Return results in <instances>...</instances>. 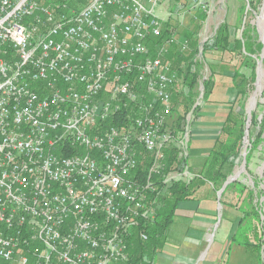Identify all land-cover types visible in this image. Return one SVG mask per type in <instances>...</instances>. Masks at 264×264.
I'll use <instances>...</instances> for the list:
<instances>
[{"label":"built area","instance_id":"obj_1","mask_svg":"<svg viewBox=\"0 0 264 264\" xmlns=\"http://www.w3.org/2000/svg\"><path fill=\"white\" fill-rule=\"evenodd\" d=\"M167 1L0 0V264H134L174 185L202 178L168 127L167 57L191 47L173 19L206 5Z\"/></svg>","mask_w":264,"mask_h":264},{"label":"rangeland","instance_id":"obj_2","mask_svg":"<svg viewBox=\"0 0 264 264\" xmlns=\"http://www.w3.org/2000/svg\"><path fill=\"white\" fill-rule=\"evenodd\" d=\"M201 1L206 5L207 19L201 20L199 14L202 11L198 8L189 13H177L179 19H173L181 37L187 31L197 35L194 61L200 72L195 83H191L193 77L186 74L190 61L187 63L185 59L193 53L192 45L183 54L178 47L173 50L175 56L169 60L176 70L182 66L179 74L183 75L184 81L173 94L174 108L167 118L168 127L177 131L188 128L190 132L191 171L202 177L190 185V190L193 195L203 191L214 193V199L210 194L211 199L208 198L204 204L216 206L222 220H218L213 233L223 234L228 242L227 248H234L237 255L259 254L258 260L264 264V42L261 34L264 0ZM167 2L166 10L169 7L175 10V5L182 2L188 4L190 0ZM168 26L169 22L165 24L164 31ZM224 26L228 27L230 46L218 48L215 40L222 38L221 28ZM241 39L246 44L253 42L261 46L254 56L245 53L252 58L248 65H245L243 58L246 50L235 49V41ZM201 43L205 45L202 54L199 53ZM195 66L191 72L196 71ZM238 73L249 81L247 96L240 97L234 87L233 80ZM240 81L239 77L237 82ZM254 97L256 103L251 109ZM195 107L198 109L195 110ZM231 109L233 111L230 113ZM192 112L193 117H190ZM229 126L235 134L238 130L245 131V134L240 153L230 155L229 162L221 167L222 161L217 157V152L222 147L220 142L227 140L224 133ZM170 156V166H176L178 153L173 151ZM220 168L228 178L215 184L210 178L213 175H209ZM181 236L179 239L184 237L182 233ZM238 242L243 243L244 249L239 248Z\"/></svg>","mask_w":264,"mask_h":264},{"label":"crops","instance_id":"obj_3","mask_svg":"<svg viewBox=\"0 0 264 264\" xmlns=\"http://www.w3.org/2000/svg\"><path fill=\"white\" fill-rule=\"evenodd\" d=\"M210 194L214 195L208 191L195 193L191 199L178 205L162 244L151 256L152 264H261L259 254L237 255L234 248H227L228 242L223 234L213 233L218 220H222L216 206L204 205L211 199ZM181 233L184 237L179 239ZM238 243L239 248L244 249L243 243Z\"/></svg>","mask_w":264,"mask_h":264},{"label":"trees","instance_id":"obj_4","mask_svg":"<svg viewBox=\"0 0 264 264\" xmlns=\"http://www.w3.org/2000/svg\"><path fill=\"white\" fill-rule=\"evenodd\" d=\"M199 16L202 21L206 19L205 15L203 14H199ZM227 28H228L227 26L222 27L221 28L222 38L218 37L215 40V44H217L218 48L223 47V46L227 48V46H230V43H229L230 36L227 33L228 31ZM196 36L197 35L191 31H187L185 35V37L190 40V45H192V48H193L192 49L193 53L185 59L187 60V63L188 61H190L188 63V69L186 71L187 72L186 74H187V77H193L194 81L191 82L193 84L199 78V72H200V69L195 66L196 64L194 61L196 60L195 58L197 55L196 54V50H197ZM234 44H235V49L241 50L244 48L246 50V52H244L243 54L245 65H248L249 62L252 61V58L248 57L245 53L249 52L251 56H254L256 52L260 50L261 48V46L258 45L257 43L255 44L252 42L250 44H246L242 41V39L239 41L238 40L235 41ZM174 52L175 51H173V53ZM173 53L169 54V56L167 57L168 60L172 58L173 56H175V53L174 54ZM193 66H195L196 68L195 72H191L193 71L192 70ZM181 68L182 66H180V68L178 67L177 68L178 71H180ZM239 77L241 79L240 83L237 82V79ZM233 82H234V87H236L240 97L248 95L249 81L243 74L241 75L240 73H238L237 76L234 78ZM232 111L233 109L230 110V113ZM229 116L230 114L228 115V120L230 121ZM117 123L119 125L122 124L121 122H117ZM225 131L226 132L224 134L227 140H225V142L223 141L220 142V145L222 147L217 152V157H220L222 161L221 167L223 165H226L229 162L228 158L230 157V155H238L240 153V149L242 146L241 143L243 141V137L245 134V131L243 130L241 131L238 130V133L235 134V131L232 130L230 126ZM172 152H170V154H172ZM215 156H216V152H215ZM169 159H170L169 163H171L170 162L171 156L169 157ZM250 159H248L249 162L251 161ZM209 176H211L210 178L215 182V184L218 182L224 181L228 178L225 174H223V168L218 169V172L211 173ZM192 197H193V192L190 190V186H186L183 184L174 185L171 196L163 200V209L159 212L158 223L149 232L150 234L149 242L145 244H142L140 241L132 242L130 251H131V259L133 260L134 264H152L151 256L155 254V252L157 251L156 249L160 246V244H162L163 235L165 234V231L168 229L169 225L174 221L173 218H174L176 210L179 207L178 205L182 202L188 201Z\"/></svg>","mask_w":264,"mask_h":264},{"label":"bare ground","instance_id":"obj_5","mask_svg":"<svg viewBox=\"0 0 264 264\" xmlns=\"http://www.w3.org/2000/svg\"><path fill=\"white\" fill-rule=\"evenodd\" d=\"M261 24H262V36H263V42H264V18L261 20ZM263 80V79H262ZM260 82V81H259ZM260 90H261V88H260ZM255 97H254V99H252V105H251V109H253L254 108V105H255V103H256V101H255ZM253 111V110H252ZM246 144H247V142H246Z\"/></svg>","mask_w":264,"mask_h":264},{"label":"water","instance_id":"obj_6","mask_svg":"<svg viewBox=\"0 0 264 264\" xmlns=\"http://www.w3.org/2000/svg\"><path fill=\"white\" fill-rule=\"evenodd\" d=\"M229 184V182L226 184V186ZM222 191H224V190H222ZM222 193V192H221Z\"/></svg>","mask_w":264,"mask_h":264}]
</instances>
